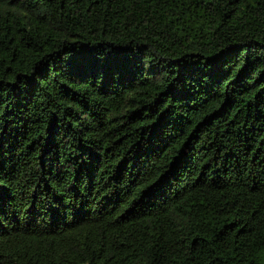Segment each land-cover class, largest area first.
Masks as SVG:
<instances>
[{
    "label": "trees",
    "instance_id": "1",
    "mask_svg": "<svg viewBox=\"0 0 264 264\" xmlns=\"http://www.w3.org/2000/svg\"><path fill=\"white\" fill-rule=\"evenodd\" d=\"M0 264H264V0H0Z\"/></svg>",
    "mask_w": 264,
    "mask_h": 264
}]
</instances>
